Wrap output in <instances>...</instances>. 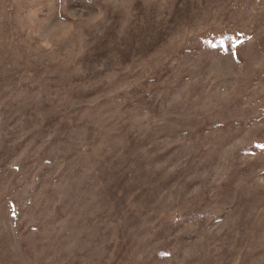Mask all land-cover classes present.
I'll return each instance as SVG.
<instances>
[{"label": "rangeland", "instance_id": "rangeland-1", "mask_svg": "<svg viewBox=\"0 0 264 264\" xmlns=\"http://www.w3.org/2000/svg\"><path fill=\"white\" fill-rule=\"evenodd\" d=\"M261 146L264 0H0V264H264Z\"/></svg>", "mask_w": 264, "mask_h": 264}, {"label": "snow or ice", "instance_id": "snow-or-ice-1", "mask_svg": "<svg viewBox=\"0 0 264 264\" xmlns=\"http://www.w3.org/2000/svg\"><path fill=\"white\" fill-rule=\"evenodd\" d=\"M89 2H90V0H89ZM245 39H251V37H246ZM227 40H228V43H229V50H231L232 55L234 57H236V55H237V53H236V47H237L238 44H242L243 43V40L237 39L235 42H233V40H232L231 37H228ZM223 46H224V40H221L219 42V44H211V47H214V48L215 47H221V48H223ZM261 147L264 148V146H261Z\"/></svg>", "mask_w": 264, "mask_h": 264}]
</instances>
